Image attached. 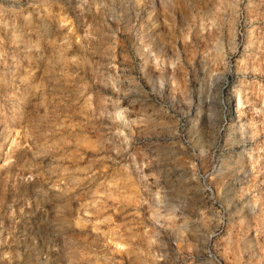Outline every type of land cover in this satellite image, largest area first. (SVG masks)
Returning <instances> with one entry per match:
<instances>
[{"label": "rangeland", "instance_id": "rangeland-1", "mask_svg": "<svg viewBox=\"0 0 264 264\" xmlns=\"http://www.w3.org/2000/svg\"><path fill=\"white\" fill-rule=\"evenodd\" d=\"M0 264H264V0H0Z\"/></svg>", "mask_w": 264, "mask_h": 264}, {"label": "bare ground", "instance_id": "bare-ground-1", "mask_svg": "<svg viewBox=\"0 0 264 264\" xmlns=\"http://www.w3.org/2000/svg\"><path fill=\"white\" fill-rule=\"evenodd\" d=\"M124 121V120H123ZM197 262V261H196Z\"/></svg>", "mask_w": 264, "mask_h": 264}]
</instances>
